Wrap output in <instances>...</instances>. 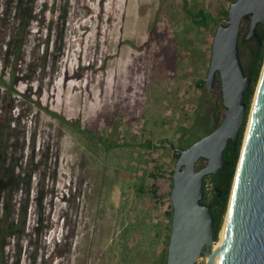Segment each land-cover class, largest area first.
Here are the masks:
<instances>
[{
    "label": "rangeland",
    "instance_id": "rangeland-1",
    "mask_svg": "<svg viewBox=\"0 0 264 264\" xmlns=\"http://www.w3.org/2000/svg\"><path fill=\"white\" fill-rule=\"evenodd\" d=\"M8 1L0 0V41L13 22ZM186 1L191 11L215 17L232 2ZM34 12L22 67L28 69L34 58L36 71L17 88L30 87L43 106L33 107L27 136L36 132V146L57 142L59 154L55 177L40 184L47 190L43 205L50 227L31 235L29 245L33 179L20 264H164L176 161L171 145L182 148L183 137L210 132L226 111L218 74L211 90L201 83L217 26L198 28L183 0H35ZM248 23L245 18L242 33ZM246 46H238L242 66ZM213 187L206 178L208 195ZM216 245L195 264H206Z\"/></svg>",
    "mask_w": 264,
    "mask_h": 264
},
{
    "label": "water",
    "instance_id": "water-1",
    "mask_svg": "<svg viewBox=\"0 0 264 264\" xmlns=\"http://www.w3.org/2000/svg\"><path fill=\"white\" fill-rule=\"evenodd\" d=\"M245 18L249 23L244 38L257 36V24H264V0L232 1L226 23L219 24L213 35L204 85L206 90H211L218 74L226 111L213 130L187 147L176 148L180 154L172 172V215L166 264H195L202 253L206 257L212 254L216 241L215 217L210 205L201 202L203 176L216 173L224 164V148L229 140L235 144L245 117L243 96L251 78L244 71L238 54V39ZM246 129L218 254L206 264H264V62ZM201 158L205 163L197 167ZM212 193L219 196L221 190L214 186Z\"/></svg>",
    "mask_w": 264,
    "mask_h": 264
},
{
    "label": "trees",
    "instance_id": "trees-1",
    "mask_svg": "<svg viewBox=\"0 0 264 264\" xmlns=\"http://www.w3.org/2000/svg\"><path fill=\"white\" fill-rule=\"evenodd\" d=\"M8 2L12 8L13 22L7 36H4L2 41H0V264H20V253L22 250L20 241L25 234L33 179H37L32 194L36 213L27 243L31 244V235L38 237L50 227L47 217L44 216L43 205L47 190L40 184L43 183L45 178L53 179L55 177L59 148L57 142L51 143V141H47L45 143V140L36 146L35 131L27 136L26 123L32 117L33 107L36 106L38 109H43V106L31 96L30 87L28 89L25 87L23 90L17 88L19 82L31 81L36 71V66L33 64L34 58L29 62L28 69H23L22 67L28 27L35 19V0H9ZM183 8L198 28H205L210 22H213L216 26L223 23L226 20L228 10L223 9L218 17L212 16L203 9L193 12L187 6L186 0H183ZM256 32L257 36H252L248 39L244 38V33H241L238 39V46L247 45L246 58H242V67L247 74H250L251 81L249 87L244 91L245 117L240 126L237 140L235 144L231 140L228 141L223 151L225 162L218 168L217 172L203 176V187H205V180L208 178L213 186H217L221 190V195L215 196L212 192L208 195L204 189L201 199V202L210 205L215 217L213 221L215 240L227 208L230 189L240 155L250 101L264 61V24L258 23ZM47 45L48 43L46 42L44 57L47 55ZM201 83H204L203 79ZM221 106L224 107L223 103ZM13 111H17L15 116L12 115ZM46 111L59 118L62 122L69 123L64 116L54 111ZM196 139L197 137L186 140L185 136L183 137V142H187L185 145L181 144V146L187 147ZM171 149L173 156L177 159L180 154L179 151L173 148L172 145ZM201 159L205 161L204 158ZM172 172L173 168L170 170V189L168 191L169 211L167 216L169 227L165 236L167 239L166 244L168 243L171 230L172 205L170 190L172 187ZM148 176L152 177L153 174L149 172ZM150 192L152 195L156 194L155 189H150ZM11 241L13 242V258L12 255L9 256L6 253V248ZM166 255L164 264H166ZM160 256L162 257V255ZM160 264H162L161 260Z\"/></svg>",
    "mask_w": 264,
    "mask_h": 264
},
{
    "label": "bare ground",
    "instance_id": "bare-ground-1",
    "mask_svg": "<svg viewBox=\"0 0 264 264\" xmlns=\"http://www.w3.org/2000/svg\"><path fill=\"white\" fill-rule=\"evenodd\" d=\"M123 60H124V57L122 58ZM121 67H122V64H121ZM73 74V73H72ZM130 81H131V79H129ZM129 80H128V82H129ZM134 80V79H133ZM135 81V80H134ZM125 82H127L126 80H125ZM124 97H128V95H126V96H124ZM255 97V96H254ZM94 99H96V98H94ZM93 99V100H94ZM87 112V111H86ZM85 112V113H86ZM246 131H247V129L245 130V134H246ZM223 225H224V223H223ZM222 229H223V226H222V228H221V231H220V235H219V239L217 240V241H215L214 243L215 244H217L216 245V247H215V249H214V254H213V256H212V258H215L216 259V257H217V254H218V249H219V245H220V239H221V234H222Z\"/></svg>",
    "mask_w": 264,
    "mask_h": 264
}]
</instances>
